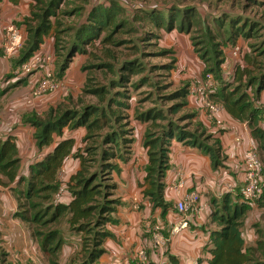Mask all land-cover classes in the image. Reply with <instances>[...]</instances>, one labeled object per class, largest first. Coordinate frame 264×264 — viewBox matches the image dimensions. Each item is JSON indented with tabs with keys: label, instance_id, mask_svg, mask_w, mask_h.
Instances as JSON below:
<instances>
[{
	"label": "trees",
	"instance_id": "1",
	"mask_svg": "<svg viewBox=\"0 0 264 264\" xmlns=\"http://www.w3.org/2000/svg\"><path fill=\"white\" fill-rule=\"evenodd\" d=\"M32 1V13L26 19L29 25L28 35L18 63L23 65L28 61L41 49L45 37L52 35L55 52L62 60L59 76L65 74L77 53H87L86 47L95 45L100 39L104 44L109 43L112 41L113 33L125 24L124 21L117 20L116 6L112 8L98 6L89 12L84 23L77 27H68L61 19L63 14L61 7L65 0ZM257 2L260 3V0ZM72 13L75 12L73 10L65 12L67 15ZM198 16L193 11L185 10L182 14L174 12L166 19L160 13L152 16L151 19L156 28L164 27L166 20L167 30L173 31L178 24L179 31L190 33ZM220 25L222 26L223 22ZM72 30H75L76 34L70 39L69 44L65 45L63 37ZM225 32L228 45H235L241 37L247 40L256 35L258 28L254 22L239 24L233 22ZM221 36L222 31L218 35H209L211 48H205L201 56L204 62H210L209 65H205L204 74L212 73L218 85L212 97L219 103L224 102L228 112L234 117L249 123L253 136L258 139L260 148L264 152V131L259 124L264 112L260 102V95L264 91V61L262 66H258L264 56V45L261 47L252 45L257 55L255 53L253 56L252 52L246 57L247 62L256 67V69H246L247 75L251 76L247 84L253 90L250 94L241 84L246 83L242 81L243 69L232 78L226 77L224 68V64L228 62L226 51L220 49V43L216 39ZM152 37L158 38V35L154 33L149 38ZM150 42L148 41L147 44L152 46L158 44ZM195 51L200 52L198 44H195ZM160 53L169 57L170 63L166 68L172 71L178 60L175 56L176 52L163 50ZM240 66L242 65H237V69L242 68ZM97 67H108L114 74L118 73L117 79L111 80L110 87L96 85L84 88V93L99 98L100 105L88 104L78 107L58 104L50 107L44 114L32 113L25 117V122L36 128L37 146L40 149L53 146V149L30 166L28 178L20 179V185H25V188L18 191L21 199L18 216L30 225L43 251L49 255L50 264H60L57 257L66 244V238L58 228L63 220L68 223L69 230L81 234L82 240L80 250L68 259L66 264H97L105 253L104 243L114 236L110 227L118 223L116 214L123 204L116 194L117 183L113 173L119 174L122 169L121 164L127 163L133 154L135 128H129L130 115L121 112L115 115V122L119 123V127L114 128L110 125L112 117L107 108L113 104L120 106V109L130 108L128 86L132 83V78L143 71V64L137 60L125 59L119 64L117 72L115 66L108 62ZM25 77L27 75L13 74L5 78L3 80L5 83L0 84V89L4 91L1 94L10 90L9 88L16 87ZM219 77L223 81L221 84L218 81ZM133 84L134 87L138 85ZM112 88L126 89L114 93ZM189 88L190 84H184L183 87L167 94V99L175 102L166 112L148 109L137 110L135 114V120L146 125L143 145L148 149V163L145 167L143 193L151 200L154 207L162 208L163 213L172 206L164 197L172 140L200 148L210 156L215 169L223 166L226 159L222 142L215 137L216 132L210 131L208 127L195 120L196 112L189 109ZM111 92L113 96L110 95ZM106 101V107L102 106ZM183 110L187 112L177 116ZM185 120L189 123L181 125L180 122ZM82 127L87 131L83 138L86 147L79 148L75 137L66 136V130H78ZM107 128L109 129L99 144L96 140L97 133ZM70 157L78 161L79 167L63 188L59 173ZM262 163L264 168V162ZM19 166L20 158L15 137L10 135L4 140L0 139V173L13 180ZM65 190L70 194L68 202L59 199ZM255 204L259 208H264V174L262 193L256 202L244 201L240 191L226 192L220 200L215 198L211 201V218L217 228L210 232L212 247L208 264H264V261L246 250L241 229L247 213ZM5 255L1 251L0 264H10L5 259Z\"/></svg>",
	"mask_w": 264,
	"mask_h": 264
},
{
	"label": "crops",
	"instance_id": "2",
	"mask_svg": "<svg viewBox=\"0 0 264 264\" xmlns=\"http://www.w3.org/2000/svg\"><path fill=\"white\" fill-rule=\"evenodd\" d=\"M3 9L1 1L0 19L4 17ZM183 36H186L185 33L178 29L174 30V37L180 39ZM185 41L186 44L189 43V39ZM241 43L242 40L239 39L235 45H231L232 55L226 54L228 60L226 65L236 64L239 54L234 56L233 52L237 48H240L239 53L241 52ZM189 48L192 50L193 46L190 44L188 51ZM184 56L179 57V60L186 58V55ZM194 59L198 61V56ZM225 72L229 78L226 68ZM1 92H4L3 89H0V139L4 140L10 135L15 137L20 166L13 180L0 173V253L2 251L6 254L5 259L10 264H49V255L43 251L30 225L18 216L21 200L18 191L25 188V185H20V179L28 178L30 166L53 149V146L43 149L37 146L36 128L25 122V117L32 113L44 114L51 106H55L57 100L47 97L44 102L40 101L39 105L42 107L34 108L35 103L27 102L29 96L23 99L16 94L17 92L11 90L3 94ZM260 96V102L264 106V91ZM47 99L49 100L46 101ZM189 99V109L197 114L195 120L208 127L210 131L216 132L215 137L221 140L226 155L223 166L213 168L210 156L200 148L172 140L170 168L165 179L164 194L166 202L172 206L163 213L162 208L154 207L143 193L145 167L148 163V149L143 145L146 130L141 133L136 129L133 154L127 163L121 164V172L114 175L118 187L117 195L123 202L116 214L118 223L110 227L114 236L104 243L105 253L97 264H136L140 249L147 250L148 259L145 264H208L212 247L210 232L217 228L211 218V201L215 198L221 199L222 187L228 183H232L236 191L241 190L244 183L243 164L246 152L251 147L256 148L260 143L253 136L249 123L228 112L224 102H221L222 109L218 113L224 124L217 128L200 109L198 99L191 96ZM78 164L73 157L67 159L59 173L60 180L62 181L63 174L68 180L78 169ZM181 182L183 187H177ZM192 191L198 192L200 199L195 204V209L186 216L189 221L188 227L179 233H172L167 250L154 248L150 223L161 224L165 233L170 235L172 228L183 218V215L177 213L175 204ZM59 199L68 202L70 194L65 190ZM199 206H205V209ZM241 229L246 250L264 261V208L253 205ZM68 243L69 241L64 247H68ZM67 250L71 252L70 247ZM65 255L64 253L63 256ZM68 258L66 255L60 264H66Z\"/></svg>",
	"mask_w": 264,
	"mask_h": 264
},
{
	"label": "rangeland",
	"instance_id": "3",
	"mask_svg": "<svg viewBox=\"0 0 264 264\" xmlns=\"http://www.w3.org/2000/svg\"><path fill=\"white\" fill-rule=\"evenodd\" d=\"M257 1L259 0H65L61 7L63 12L61 19L64 21L65 26L77 27L84 23L87 20L89 12L98 6L107 8L116 6L115 12L118 14L117 20L124 21L125 24L113 33L112 41L109 43L104 44L102 39H100L95 42V45H88L86 47L87 53H77L63 76H59L58 72L62 60L59 58L58 53L55 52L54 38L52 35L46 36L45 42L42 44L40 50H43L51 56L53 55L51 62L43 63V67L31 75L28 74L21 83L10 90L11 92H17L16 94L25 99L30 94V87L39 83L41 73H44L42 71L45 68H53L56 80H59L61 83L60 87L49 90L35 99L33 101L35 103L34 108L42 107L39 105L40 101L44 102L47 97L49 99L51 98V100L52 98L57 100L54 104L55 106L58 104H65V106L76 105L78 107L88 104L100 105L99 98L95 95L84 93V88L86 86L92 87L96 85L110 87L111 80L117 79L118 73L114 74L108 67L101 68L97 66L108 62L115 66L116 70L119 64L125 59L137 60L143 64V71L134 76L132 83L128 86L130 108L120 109V106L113 104L107 110L112 117V123L110 125L114 128L119 127V123L115 122V115L120 112L127 113L130 115L131 120L129 128H135V133L136 129H139V132L142 133L146 130V125L135 120L137 110L157 109L166 112L169 106L175 102L168 100L167 94L183 87L184 84L191 85L195 80L205 78V65H209L210 62H204L201 56L205 48H211L208 38L209 35H218L222 31V36L216 38L220 43V49L226 51V54L232 55V48L230 53V47L232 46L228 45L229 42L226 41L227 35L225 32L230 28V23L254 22L256 28H258V33L247 40L244 37L240 38L242 40L241 52L238 55L239 59L236 64H229L230 66L224 64L227 66L226 71L229 78H232V76L240 72V69H243L242 73L244 77L242 81L246 83L241 84L244 86V89L252 94V87L247 86L251 76L247 75L248 72L246 69H256V67L249 64L246 57L252 52L253 56H255V53L257 55L252 45L259 47L264 45V0H260V3ZM32 3V0H2L4 17L0 19V84L5 83L3 80L15 74V71L21 67L18 60L22 49L25 47L24 45L28 35L27 28L29 25L26 19L31 16ZM118 7H120V10H118ZM70 10H73L75 13L70 15L65 14V12ZM185 10L193 11V13L199 16L191 32H183L186 36L180 39L174 37V30L178 27V24L171 31L165 28L166 20L164 27L156 28L155 23L151 19L152 16L159 13L166 19L174 12L182 14ZM221 22H223L222 26L220 25ZM13 25L23 32L24 41L20 53L16 56H9L5 52L7 28ZM177 29L179 30V28ZM154 33L158 35V38L152 37L150 39L149 37ZM75 34V30H72L70 34L65 35L63 37L64 44L68 45L70 39L74 38ZM184 38L189 39V43L193 46L192 50L189 48L190 51H188L190 44H186ZM148 41L158 44L157 46L148 45ZM195 44H198L200 52L195 51ZM163 50H173L176 52L175 56H177L178 60L172 71L166 68L170 63V59L165 54L160 53ZM184 55H186V58H182V61H180L179 57H185ZM196 56H198V61L194 59ZM263 61L264 56L261 58L258 66H262ZM237 65H242L240 66L242 68L237 69ZM85 67L89 68L85 69ZM218 81L220 84L223 83L220 77ZM133 83L138 84L137 87H134ZM124 89L126 88H112V92L115 93L117 90ZM112 92L110 95H112ZM40 98L41 100H38ZM106 105L107 101L102 104L105 107ZM185 111L187 112V110L179 112L177 116L183 114ZM180 123L182 125L189 122L185 120ZM108 129L97 133L96 140L99 144H101L102 137ZM86 133V128L82 127L78 130H68L66 136L75 137L77 146L84 148L86 147V143L83 142V138ZM256 149L264 162V152L260 148V145H257ZM116 174L113 173V177ZM66 177L65 174L61 175V179L65 184L69 180ZM58 228L62 230L66 242L69 241L67 246L71 248L70 253L66 246L61 250L57 257L60 263L66 255L70 259L80 250L82 240L80 233L69 230L66 221L63 220L59 223ZM64 253L66 254L65 256H63Z\"/></svg>",
	"mask_w": 264,
	"mask_h": 264
},
{
	"label": "built area",
	"instance_id": "4",
	"mask_svg": "<svg viewBox=\"0 0 264 264\" xmlns=\"http://www.w3.org/2000/svg\"><path fill=\"white\" fill-rule=\"evenodd\" d=\"M24 41L23 32L15 25L7 28V43L5 45V52L9 56H15L22 47ZM240 48L234 50L233 55L239 54ZM53 56V55H52ZM52 56L43 50L35 52L31 58L26 61L21 67L15 71L16 75L26 76L38 71L43 67V63H50ZM226 68V65L224 66ZM41 73L39 83L32 85L30 88L29 99L27 102L32 103L39 98L43 93L60 87V81L55 78V71L53 68H45ZM45 75V76H44ZM218 88L217 82L212 73H207L202 80H195L189 88V95L197 98L200 109H202L209 120L213 121L217 128L223 126V121L218 117V113L222 109V104L216 101L212 94ZM260 127L264 131V112L260 121ZM244 183L241 187L240 193L244 201L249 203L256 202L262 193V181L264 168L260 155L255 147L247 150L245 161L243 164ZM177 187H183V182L179 183ZM224 193H234L236 189L232 183H228L222 187ZM200 195L196 191L188 193V195L175 204L177 213L183 215V218L172 228L171 234L167 235L165 229L161 224L150 223L154 248L165 251L171 242L172 233H179L182 229L187 228L189 221L186 216L195 209V204L199 202ZM205 209V206H199ZM147 250L140 249L137 254L138 262L136 264H145L147 262Z\"/></svg>",
	"mask_w": 264,
	"mask_h": 264
}]
</instances>
